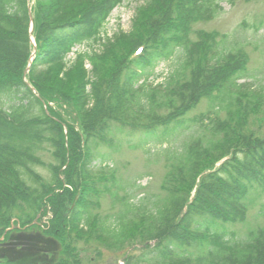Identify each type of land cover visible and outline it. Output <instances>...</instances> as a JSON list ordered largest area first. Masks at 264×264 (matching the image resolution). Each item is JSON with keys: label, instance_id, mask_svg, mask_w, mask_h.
Segmentation results:
<instances>
[{"label": "trees", "instance_id": "1", "mask_svg": "<svg viewBox=\"0 0 264 264\" xmlns=\"http://www.w3.org/2000/svg\"><path fill=\"white\" fill-rule=\"evenodd\" d=\"M235 1L151 0V6L158 5L154 16L159 19H154L152 24L150 20L142 21V25L152 33L150 40L141 41L137 46L143 49V54L150 55L144 66L153 65L152 61L157 58L162 46L166 51L182 47L183 67L191 71L190 80L170 84L172 86L165 90L160 89L163 88L161 85L158 88L135 89L134 83H130L133 75L122 78V82L116 79L111 84L107 77L109 72L103 68L105 63H91V89H87L88 78L83 72L84 84L74 105L80 129L77 131L61 116L53 119V106L62 111L70 107L69 101L61 93L56 95L53 90H64L63 83L69 80L70 73L80 68V63L66 69L62 56L55 58V53L51 56L50 48L60 46L65 55L84 39L98 37L104 22L121 0H36L33 7L30 6V0H0V229L7 228L13 219L21 223L25 221L26 224L34 222L38 211L46 207L44 201H48L53 221L48 223L46 233L61 240L67 235L70 241L74 230L78 240L103 239L106 244H110L108 246L113 245L120 251L136 242L135 231L134 234L131 231L141 225L139 239L142 244L148 245L155 240L165 245L166 257L157 258L158 262L153 264H219L231 259L232 263L225 264H264V247L256 246L252 253L244 251L246 248H232L229 256L210 249L208 254L202 253L192 258L182 251L183 248L172 246L171 243L174 240L179 245L189 246L191 242L217 239L210 236L208 230L199 227L195 216L205 211L212 215L220 214L224 220L234 223L246 219L243 200L248 190L247 179H256L264 185V137L254 140L248 137V133L245 134L243 127L248 116L243 112L226 123L225 129L218 126L213 128L214 134L224 132V143L206 146L194 141L188 145L184 156L176 159L168 178L169 195H174L179 189L185 193L181 197L177 195L164 207L167 210L161 213V219L138 212L141 213V221L134 219L117 226L115 233H107L100 219L93 221L91 217L85 216L87 205L91 202L84 197L88 193L85 189L87 182L90 180L96 184L94 178L108 180L109 171L103 167L92 173V170L84 167L81 158L85 148L80 144V133L84 132L86 138L96 135L105 140L104 120L135 125L144 118L150 126L151 123H157L161 115L157 108L155 110L152 101L150 107V103L146 107H139L138 96L142 94L149 96V100L160 98L166 109L173 111V116H181L183 111L195 106L202 98L215 96L214 92L222 91V104L241 101L240 94L233 96L236 88L233 80L242 72L245 57L243 60L242 55L229 53L221 61L214 62L213 56L217 54L215 39L201 37L197 43H187L191 32L189 24L193 20H212L222 11L221 2L233 4ZM144 11L147 12L146 8ZM65 30L76 31L75 34L73 32L72 41L62 33ZM170 31L176 34L169 35ZM31 37L35 38L40 50H45L48 58L45 57L41 63H37L34 58L26 76L33 48ZM67 41L70 44L67 45ZM196 63H199L198 67ZM140 67L144 71L143 66ZM47 72L51 74L49 77L46 76ZM50 84L54 88L49 87ZM234 97L235 100L230 102ZM66 130L68 134L64 135ZM45 145L51 147L54 161L49 166L52 176L48 182L34 168L41 162L39 153L45 151ZM245 148L249 150L244 153L245 160L231 163L230 156L235 155L237 149L244 152ZM225 158L227 160L219 170L209 172ZM64 167L70 169L68 178L62 177L65 176L62 171ZM223 169L230 170V173L222 177ZM71 190L76 194L71 193ZM193 190L194 197L191 196ZM18 208L23 213L20 216L15 215ZM24 217L27 220H23ZM2 236L3 230L0 238ZM63 248L68 252V249ZM73 253L76 263L77 255ZM63 259L55 264H68ZM134 264L141 263L136 261Z\"/></svg>", "mask_w": 264, "mask_h": 264}, {"label": "rangeland", "instance_id": "2", "mask_svg": "<svg viewBox=\"0 0 264 264\" xmlns=\"http://www.w3.org/2000/svg\"><path fill=\"white\" fill-rule=\"evenodd\" d=\"M35 2L36 0H30V6L33 7ZM150 4L151 0H121L120 5L104 22L98 37L84 39L65 55L60 46L56 47L57 50L54 47L50 48L51 56L54 53L55 58L62 56L66 69L80 63V68L73 74L70 73L69 80L63 83L65 89L53 90L56 95L61 93L70 103L69 108H63L65 111L53 106V119L61 116L77 131L80 130L74 105L78 92L84 84L83 72L88 78L87 89H91L89 84L93 71L91 63H105L103 68L109 72L107 77L111 84H114L116 79L122 82V78L133 75L134 78L130 83H134L135 89L151 86L158 88L160 85L163 86L160 89H164L171 87L170 84L185 83L190 80L191 71L183 67L182 47L166 51L162 46L163 49L158 50L157 58L152 61L153 65L144 66V63H148L150 55L143 54V49L137 46L141 41L150 40L152 33L142 25V21L150 20L152 24L154 19H159L154 16V10L158 5ZM220 6L222 11L218 12L214 19L193 20L189 24L191 32L187 43L188 45L197 43L200 41L198 38L201 37L215 39L217 54L213 56L214 62L221 61L229 53L240 54L243 60L245 57L242 72L233 80L238 88V90L234 88L233 96L240 94L242 97L240 102L234 101V97L230 101L234 102L228 105L222 104V91L214 92L215 96L202 98L195 106L183 111L181 116H173V111L166 109L160 98L149 100V96L142 94L138 96L139 107L142 105L146 107L152 101L155 110L157 108L158 114L161 115L157 123H151L150 126L142 117V120H138L135 125L104 120L105 140L95 137L96 135L86 138L84 132L79 134L80 144L85 148L81 158L84 167L92 170V173L103 167L109 171L108 180L94 178L96 184H92L89 180L85 188L88 193L84 195L85 199L92 202L87 205L85 216L91 217L93 221L100 219L106 232L115 233L117 226L134 219L137 222L141 221V213L161 219V213L167 210L164 207L177 195L181 197L185 193L179 189L174 195H169L168 178L171 176L169 174L174 162L184 156L188 145L194 141H200L206 146L211 143H224L226 140L223 131L218 134L212 132L215 126L223 130L226 123L243 112L248 116L246 126L243 127L245 134L248 133L250 135L248 137L254 140L264 137V0H236L233 4L221 2ZM73 32L65 30L62 33L72 41L76 31L74 34ZM170 34L176 33L170 31ZM31 41L33 48L30 64L25 72L26 76L30 72L34 58L37 63H41L45 57L48 58L45 50L38 48L34 37H31ZM70 41L66 44H70ZM197 64L199 63H196V67ZM139 65L143 66L144 71L140 70ZM50 75L46 73L47 77ZM49 87L54 88L52 84ZM160 104L161 106H158ZM150 105L151 103L148 107ZM67 134L68 131H64V135ZM43 149L45 151L39 153L41 162L34 168L36 173L48 182L52 176L49 168L54 161L50 152L51 147L45 145ZM243 151L237 149L236 156H230V162L244 161V153L249 150L245 148ZM225 160L227 159L217 162L214 170L209 172L219 170ZM62 171L65 174L62 177L68 178L70 169L64 167ZM227 173H230V170L223 169L222 177ZM246 184L248 190L243 200L246 208L244 221L230 222L224 220L220 214L212 215L209 211H205L195 216L198 218L199 227L208 230L210 236L217 239L209 238L200 243L191 242L189 246L179 245L172 239V246L183 248L182 251L192 258L199 257L202 253V255L208 254L210 249L217 254L229 256L232 248L238 250L246 248L244 251L252 253L256 246L264 247V185L253 178L247 179ZM63 187H66L64 182ZM91 191L93 192L90 194ZM71 193L76 194L74 190H71ZM194 195L195 190L191 193L192 197ZM44 204H46L45 209L38 211L34 222L26 224L23 221L26 224L24 225L13 219L7 228L0 229L1 233L3 230V236L0 238V264H55L63 258L68 264H134L136 261L141 264H153L158 262L157 258L166 257L164 244L162 246L155 240L148 245L140 242L141 225L131 231L133 234L135 231L136 242L120 251L113 245L108 246L110 244H106L103 239L78 240L75 238L74 230L70 241L67 235L61 240L57 236L47 234L48 223L53 221V215L49 202L44 201ZM17 212L16 216L23 214L19 208ZM23 220L27 219L24 217ZM95 227L96 225L93 228ZM63 247L68 249V252ZM73 252L77 255L76 263L73 261ZM68 258L72 260H66ZM244 260L246 258L242 259ZM227 262L232 263L233 260L219 264Z\"/></svg>", "mask_w": 264, "mask_h": 264}]
</instances>
